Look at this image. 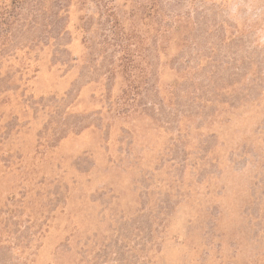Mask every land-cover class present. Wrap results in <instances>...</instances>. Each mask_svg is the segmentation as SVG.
I'll list each match as a JSON object with an SVG mask.
<instances>
[{"label":"rangeland","instance_id":"rangeland-1","mask_svg":"<svg viewBox=\"0 0 264 264\" xmlns=\"http://www.w3.org/2000/svg\"><path fill=\"white\" fill-rule=\"evenodd\" d=\"M28 1L0 264H264V0Z\"/></svg>","mask_w":264,"mask_h":264},{"label":"trees","instance_id":"trees-1","mask_svg":"<svg viewBox=\"0 0 264 264\" xmlns=\"http://www.w3.org/2000/svg\"><path fill=\"white\" fill-rule=\"evenodd\" d=\"M6 0H0V24H4L8 27H10V24L12 21L16 22L21 21V20H26L27 18H23L25 15V5L27 4V2H29L28 0H7V2H5ZM59 9L60 10H64V8H66V5L63 6L64 3H59L57 2ZM44 8L43 4L41 1H37L36 2V6L35 9L37 11H40ZM58 14H56V18L57 20L55 21V23L59 22V17L57 16ZM27 21V20H26ZM49 27H47L48 29ZM2 32V31H0ZM3 37V35H0ZM140 86L136 87V90L139 89Z\"/></svg>","mask_w":264,"mask_h":264}]
</instances>
